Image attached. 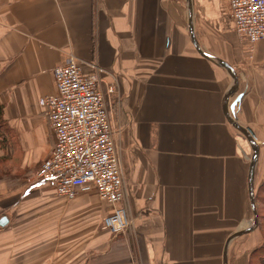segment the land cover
<instances>
[{
    "label": "crops",
    "instance_id": "crops-1",
    "mask_svg": "<svg viewBox=\"0 0 264 264\" xmlns=\"http://www.w3.org/2000/svg\"><path fill=\"white\" fill-rule=\"evenodd\" d=\"M70 54L116 85L134 221L118 236L95 190L67 199L36 179L56 143L40 99ZM0 106V264H251L259 225L227 242L264 182V40L238 35L231 0H0ZM231 118L258 144L254 173Z\"/></svg>",
    "mask_w": 264,
    "mask_h": 264
},
{
    "label": "built area",
    "instance_id": "built-area-1",
    "mask_svg": "<svg viewBox=\"0 0 264 264\" xmlns=\"http://www.w3.org/2000/svg\"><path fill=\"white\" fill-rule=\"evenodd\" d=\"M231 6L238 35L252 47L264 40V0H231ZM91 66L93 70L86 73L80 60L70 54L52 70L57 91L42 97L40 104L46 107L56 143L37 170L36 179L53 185L58 195L67 199L95 190L113 207L103 228L118 236L129 231L134 221L126 205L117 141L120 126L110 118L107 98L116 85L104 90V69ZM3 196L0 190V199Z\"/></svg>",
    "mask_w": 264,
    "mask_h": 264
},
{
    "label": "water",
    "instance_id": "water-1",
    "mask_svg": "<svg viewBox=\"0 0 264 264\" xmlns=\"http://www.w3.org/2000/svg\"><path fill=\"white\" fill-rule=\"evenodd\" d=\"M234 75H235V73H234ZM235 80L236 81H235L233 90H235L236 87H237V81H238V79H237V76L236 75H235ZM241 101H242V96L240 94L234 100V102H232V104L230 105V109H231V111H232V113H233L234 116H235V113H236V109L240 106ZM231 121H232V124H234L235 127L238 130H240L248 138V140L252 144V147H253V150H254V155H253V158H252L251 170H252V173H254V169H255V166H256V162H257V159H258V156H259V147H258V144H257L256 140L254 139L253 135L250 133V131L246 127H244L243 125H241L236 119L231 118ZM253 193L254 192L252 191V196H253L252 202H253V209H254V222L252 224L253 226H251L249 228H245V229L240 230L237 233H235L233 236L230 237L229 241L227 242V245L235 237L240 236L241 234L247 233V232L255 229L256 227H258V225H259V215H258V210H257L256 199H255V196H254ZM225 254L227 255L226 251H225Z\"/></svg>",
    "mask_w": 264,
    "mask_h": 264
},
{
    "label": "trees",
    "instance_id": "trees-1",
    "mask_svg": "<svg viewBox=\"0 0 264 264\" xmlns=\"http://www.w3.org/2000/svg\"><path fill=\"white\" fill-rule=\"evenodd\" d=\"M3 108L0 106V124L2 123ZM255 199L259 215V228L264 234V182L257 188ZM251 264H264V239L261 245L256 247L250 255Z\"/></svg>",
    "mask_w": 264,
    "mask_h": 264
}]
</instances>
